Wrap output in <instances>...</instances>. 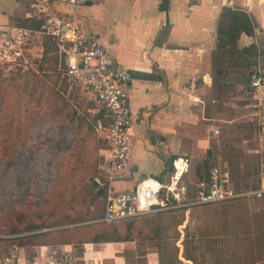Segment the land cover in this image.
<instances>
[{
	"label": "rangeland",
	"instance_id": "374dc122",
	"mask_svg": "<svg viewBox=\"0 0 264 264\" xmlns=\"http://www.w3.org/2000/svg\"><path fill=\"white\" fill-rule=\"evenodd\" d=\"M260 30L257 35L254 34V30L251 36L240 34L234 49L226 46L212 52L209 70L211 87L204 94L203 104V114L209 120L199 121L200 124L217 130L206 147L210 148L211 156L205 157V148L200 146L194 148L195 138L206 137L205 131L188 130L181 133L183 141L179 149L168 153L165 160L168 162L176 155H183L188 159V168L182 177L186 187H189L198 177L194 173L196 166L201 164L199 169L205 172L211 166L224 165L223 160L233 154V151L229 149L230 140L245 137L258 143L260 134L264 141V102L255 99L254 91L249 88L250 76L255 70L261 71L262 74L261 72L260 74L264 76V37ZM45 41L44 34H33L29 59L38 58L41 55L42 44ZM246 44H248V50L243 48ZM2 65L0 60V68ZM28 67L34 70L35 65L29 62ZM6 69L0 77L16 75L9 73ZM11 71L13 72V69ZM17 81L20 82L21 79ZM217 85H224L228 90L218 92ZM61 93L70 107L77 108L78 113L86 108L88 109L86 113L92 114L99 108L79 87L68 88L66 92L61 91ZM16 95L17 92L14 90L6 95L0 107V261L15 247L17 241L12 237L17 236V234L14 235L16 230L26 224H34L27 222L34 219L33 214L42 205L49 208L52 203L60 200L57 195H63L61 200L68 199L70 193L75 191L80 183L89 188V179L93 178L98 182L97 187L89 188L92 195L73 211H80V215L82 213L84 223L94 222L102 215L105 195L112 189L113 181L118 180L109 179L101 167L99 149L103 145V133L96 130V124H92L91 132H83L82 138L72 142L68 140L57 144L61 140L53 133L51 145L48 150H45V147L41 145L43 138L38 142L34 140L37 132L35 123H31L26 117L30 107H36L33 103L26 106L23 101L24 96L21 100L19 99L18 105L12 104V99ZM67 110L64 109L63 112ZM232 118L234 120L228 123L227 121ZM47 127L48 125L45 124L43 129ZM140 127L141 124H139ZM86 136L91 139L88 143L85 141ZM219 140L226 142V147H218ZM84 143L87 145L85 148L90 150V166L92 161H95L92 174L86 173L90 168L88 165H84L82 169L79 167L74 169L79 162L83 161L84 155L80 149L84 147ZM94 145L93 153L91 148ZM141 146L144 148L143 145ZM27 148H35L39 153V158L34 163L37 165L36 171L42 170L38 173L40 179L46 175L44 169L47 165L51 172L58 173L57 178L60 176L50 183V189L49 187L46 189L44 180L40 182L32 180L28 191L24 190L26 186L20 185V178L17 176L19 161L16 159L20 156L24 158L26 156L24 151ZM74 164L76 166H73ZM148 165L151 169L149 174L156 176L158 167L155 162L150 159ZM165 174L163 171L158 179L163 181ZM136 176L137 174L133 172L131 181ZM121 180L120 182L127 181L125 178ZM116 183L113 185L114 190L127 185ZM98 188L102 189L99 195L96 194ZM256 204L264 206L253 200H238L215 205L189 206L142 216L153 217L156 225L155 239L148 240L147 243L137 242L136 251L143 252L142 254L145 255L143 258H153V264H264V222L257 216V212L255 214L244 212L250 209L255 210L253 207H256ZM73 211H68L64 207L59 212L56 210L49 219L56 220L61 213L73 214ZM24 212L27 217H20ZM11 229L15 231L11 233ZM28 256L29 252L26 254V257Z\"/></svg>",
	"mask_w": 264,
	"mask_h": 264
},
{
	"label": "crops",
	"instance_id": "0c3cea01",
	"mask_svg": "<svg viewBox=\"0 0 264 264\" xmlns=\"http://www.w3.org/2000/svg\"><path fill=\"white\" fill-rule=\"evenodd\" d=\"M32 1L0 0V38L7 27L24 20L30 23L28 8ZM226 7L245 11L254 23V34L261 29L264 37V0H96L74 7L49 0L50 13L74 19L126 69L131 174L126 182L113 181L112 189L116 182L127 184L116 191L130 189L140 177L151 176L150 159L158 167L156 176L151 177L159 178L167 154L181 146L182 132L205 131L206 137L195 138L194 148L207 149V143L214 138L212 128L199 121L209 120L203 114L204 94L211 87L212 52L219 42L216 43V20ZM262 94L264 102V88ZM261 137L259 134L258 143L245 137L230 140L233 154L218 167L228 172L236 189L264 185ZM217 146L226 147V142L219 140ZM133 172L137 176L131 181ZM238 200L264 205L257 199L232 201ZM257 205L255 210L244 212H257L264 222V206ZM137 242L148 241L83 243L78 250L71 245L15 246L9 254L16 257L17 264H153V258H143V252L136 251Z\"/></svg>",
	"mask_w": 264,
	"mask_h": 264
},
{
	"label": "built area",
	"instance_id": "2783aa9c",
	"mask_svg": "<svg viewBox=\"0 0 264 264\" xmlns=\"http://www.w3.org/2000/svg\"><path fill=\"white\" fill-rule=\"evenodd\" d=\"M69 6L91 4L96 0H59ZM49 0H34L29 4L28 15L40 22L38 30L21 26H9L0 38V60L2 63H22L28 65L31 56L33 34L42 33L50 37L63 55L64 71L58 79L67 83V89L79 87L105 110L108 123L96 130L103 133V145L99 155L103 169L109 179L128 177L129 123V82L126 69L106 49L95 36L85 30L74 19L48 11ZM255 70L249 81L253 97L262 100L264 76ZM217 130L212 129L216 134ZM264 167V163L262 164ZM188 168V159L176 155L171 159L170 169L163 181L145 176L137 179L132 188L116 191L110 189L104 198L101 221L121 220L160 211L174 210L189 206L223 203L237 199H257L264 201V185L236 189L228 172L222 167L208 168L204 179H196L186 187L182 177ZM0 264H17L13 254L5 255Z\"/></svg>",
	"mask_w": 264,
	"mask_h": 264
},
{
	"label": "trees",
	"instance_id": "16d2710c",
	"mask_svg": "<svg viewBox=\"0 0 264 264\" xmlns=\"http://www.w3.org/2000/svg\"><path fill=\"white\" fill-rule=\"evenodd\" d=\"M30 23L27 24V20L17 22V25L27 27L33 30H37L40 27V22L30 18ZM254 23L250 16L240 9H224L216 20L215 34L218 39L216 49H222L230 47L236 48V39L240 34L251 36L253 34ZM46 36V35H45ZM249 47H245L244 50H248ZM28 61L34 63V70L30 69L28 65L22 63H2L0 68V74H3V70L16 75H9V77H0V107L3 104L4 98L13 90L17 92L15 98L12 99V104L18 105L19 99L24 96V104L30 107V112L26 113V117L31 123H35L34 135L37 142L41 141V145L45 147V150L51 145L53 140V133L60 138V142L75 141L82 138L83 132H91L92 124L100 122L101 126H105L108 123V119L105 116V110L99 105L96 106L97 111L92 114L86 113V108L78 113L76 107H70L66 98L63 97L61 91L66 92L67 83L63 80L58 84V79L64 71L63 55L58 52L54 41L46 36V41L42 44L41 55L38 58L29 59ZM13 69V72L11 71ZM16 71V72H14ZM21 79L20 82L17 80ZM218 92L227 91L228 88L224 85H217ZM64 109H68L63 112ZM207 117V116H205ZM30 123V124H31ZM47 124L48 127L44 128ZM80 135V136H79ZM56 137V138H57ZM79 137V138H78ZM58 140V139H57ZM91 139L89 136L85 137L86 143ZM94 137L92 138V142ZM84 147L80 149V152L84 155L83 161L79 162V165L74 169H82L84 165H88L86 173L92 174L94 171V160L90 166V150ZM93 153L95 152V145L91 148ZM26 156L18 157L19 172L17 176L20 178V185H24L25 191L29 190V186L32 180L40 182L44 180V186L46 189L50 183L57 178V172H51L49 165L44 169L46 175L43 179L39 178L38 173L42 170L36 171L35 161L39 158V153L35 148H27L24 151ZM94 159V157H93ZM171 160L165 161L164 169L165 173L170 169ZM201 166H196L195 175L197 179H204L206 177L207 170L203 172V169H199ZM162 171V172H163ZM203 172V173H202ZM60 177V176H59ZM58 177V178H59ZM57 178V179H58ZM191 186V185H190ZM92 195L91 191L85 184H78L76 190L70 193V197L66 200L63 199V195H57L60 200L47 208L42 205L36 213L33 214L32 219L27 223H34L30 225H24L21 229L16 230L12 239L16 240L14 246L17 247H31V246H58V245H71L77 250L83 243H101V242H126V241H148L155 239L156 225L153 222V217H142L151 214L114 220V221H101L97 219L94 222L84 223L83 215L80 211H73L76 207H80L84 201H86ZM68 211H73V214L61 213L56 220L49 219L54 215V212H58L63 208ZM23 218H26V212L22 213ZM142 217V218H141ZM15 230L11 229V233ZM145 232H151L146 234ZM13 235V234H11Z\"/></svg>",
	"mask_w": 264,
	"mask_h": 264
},
{
	"label": "water",
	"instance_id": "95a60500",
	"mask_svg": "<svg viewBox=\"0 0 264 264\" xmlns=\"http://www.w3.org/2000/svg\"><path fill=\"white\" fill-rule=\"evenodd\" d=\"M222 9H223V8H222ZM226 9H227V10H230V7H226ZM217 42H218V39H216V43H217ZM210 156H211L210 149H209V148L205 149V157H206V158H209ZM169 168H170V166L168 165V166H167V169H169ZM141 178H142V177H140L139 180H140ZM97 185H98V182H97L95 179H93V178H90V179H89L88 186H89L90 189H94V188H96ZM101 191H102L101 188L96 189V194L99 195V194L101 193Z\"/></svg>",
	"mask_w": 264,
	"mask_h": 264
}]
</instances>
